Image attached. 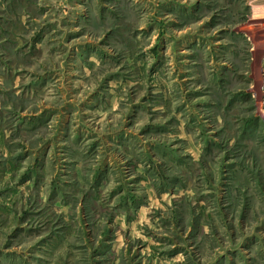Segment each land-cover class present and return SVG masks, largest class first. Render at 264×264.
<instances>
[{"label": "rangeland", "instance_id": "rangeland-1", "mask_svg": "<svg viewBox=\"0 0 264 264\" xmlns=\"http://www.w3.org/2000/svg\"><path fill=\"white\" fill-rule=\"evenodd\" d=\"M0 264H264V0H0Z\"/></svg>", "mask_w": 264, "mask_h": 264}]
</instances>
